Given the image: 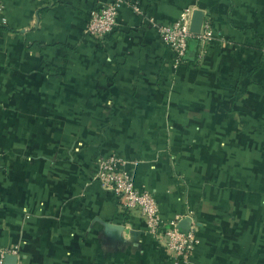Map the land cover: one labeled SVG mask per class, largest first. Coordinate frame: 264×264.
Listing matches in <instances>:
<instances>
[{
  "label": "crops",
  "instance_id": "0c3cea01",
  "mask_svg": "<svg viewBox=\"0 0 264 264\" xmlns=\"http://www.w3.org/2000/svg\"><path fill=\"white\" fill-rule=\"evenodd\" d=\"M1 0L0 247L19 264H175L138 211L94 179L95 159L138 161L165 221L190 215L187 264H264V0ZM204 17L198 58L173 54L148 18Z\"/></svg>",
  "mask_w": 264,
  "mask_h": 264
},
{
  "label": "built area",
  "instance_id": "2783aa9c",
  "mask_svg": "<svg viewBox=\"0 0 264 264\" xmlns=\"http://www.w3.org/2000/svg\"><path fill=\"white\" fill-rule=\"evenodd\" d=\"M129 4L141 13L138 6L130 0H109L105 5L94 9L85 27V33L95 38H102L113 30L120 7ZM149 24L155 28L161 41L169 46L173 54L172 66L177 69L187 59V46L189 40H196L199 44L198 58L204 52V46L213 38V29L208 19H203L198 32L190 28L191 17L188 11L169 24H160L149 17ZM7 23L4 5L0 0V26ZM94 179L101 188L111 192L119 198L128 210H135L145 219L147 232L157 240H161L164 248L171 254L175 264L190 262L194 248L197 244L196 222L189 214L176 215L172 220L165 221L160 214L159 203L153 194L146 188L136 186L133 177V168L138 161L127 160L117 153L101 154L95 159ZM191 219L187 229L178 227L181 219ZM20 248L13 245L9 248L0 247V264L4 263L6 255L18 256ZM16 264H19L18 262Z\"/></svg>",
  "mask_w": 264,
  "mask_h": 264
},
{
  "label": "water",
  "instance_id": "95a60500",
  "mask_svg": "<svg viewBox=\"0 0 264 264\" xmlns=\"http://www.w3.org/2000/svg\"><path fill=\"white\" fill-rule=\"evenodd\" d=\"M204 17H201L200 19H193L190 23V28L193 32H198L201 26V23L203 21ZM191 219L189 217H185L181 219L178 223V227L181 229L185 230L188 228L189 223ZM4 263L5 264H16L17 263V257L14 255H6L4 258Z\"/></svg>",
  "mask_w": 264,
  "mask_h": 264
},
{
  "label": "trees",
  "instance_id": "16d2710c",
  "mask_svg": "<svg viewBox=\"0 0 264 264\" xmlns=\"http://www.w3.org/2000/svg\"><path fill=\"white\" fill-rule=\"evenodd\" d=\"M196 41V40H195Z\"/></svg>",
  "mask_w": 264,
  "mask_h": 264
}]
</instances>
